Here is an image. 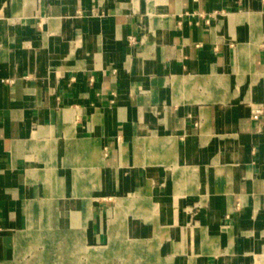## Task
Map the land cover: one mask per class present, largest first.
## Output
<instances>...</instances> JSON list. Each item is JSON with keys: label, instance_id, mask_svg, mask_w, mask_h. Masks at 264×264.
Instances as JSON below:
<instances>
[{"label": "crops", "instance_id": "obj_1", "mask_svg": "<svg viewBox=\"0 0 264 264\" xmlns=\"http://www.w3.org/2000/svg\"><path fill=\"white\" fill-rule=\"evenodd\" d=\"M155 257L264 264V0H0V264Z\"/></svg>", "mask_w": 264, "mask_h": 264}, {"label": "built area", "instance_id": "obj_2", "mask_svg": "<svg viewBox=\"0 0 264 264\" xmlns=\"http://www.w3.org/2000/svg\"><path fill=\"white\" fill-rule=\"evenodd\" d=\"M130 40H131L132 43L136 42L134 37H132ZM262 114H263L262 107H256V108L253 109L252 118L254 120H258L262 116Z\"/></svg>", "mask_w": 264, "mask_h": 264}, {"label": "rangeland", "instance_id": "obj_3", "mask_svg": "<svg viewBox=\"0 0 264 264\" xmlns=\"http://www.w3.org/2000/svg\"><path fill=\"white\" fill-rule=\"evenodd\" d=\"M114 242V243H113ZM45 243V242H44ZM115 241H114V239H111V241H110V244H109V246L108 247H106V248H104L103 250H106V251H110V247H111V244L112 245H115ZM56 246V247H55ZM53 248L55 249V250H57V243H56V245H55ZM84 251H86V249L84 250ZM156 256V255H155ZM155 261H156V263H154V264H161V263H163V259L162 258H158V257H155ZM119 264V263H118Z\"/></svg>", "mask_w": 264, "mask_h": 264}, {"label": "bare ground", "instance_id": "obj_4", "mask_svg": "<svg viewBox=\"0 0 264 264\" xmlns=\"http://www.w3.org/2000/svg\"><path fill=\"white\" fill-rule=\"evenodd\" d=\"M113 243H114V242H113ZM114 246H115V245H112V244H111L110 250L113 249ZM100 250H101L102 253H101L100 251H97V252L92 253V254L100 256L101 254H103V252L106 251V250H103V249H100Z\"/></svg>", "mask_w": 264, "mask_h": 264}]
</instances>
